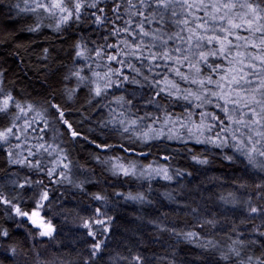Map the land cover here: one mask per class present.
Instances as JSON below:
<instances>
[{"label": "trees", "instance_id": "1", "mask_svg": "<svg viewBox=\"0 0 264 264\" xmlns=\"http://www.w3.org/2000/svg\"><path fill=\"white\" fill-rule=\"evenodd\" d=\"M17 3L21 0H0V87L23 106L32 105L30 116L35 123L31 121L33 130L29 129V135L48 139L44 146L49 144L52 151H63L69 166L57 168L71 167L72 172L61 179L55 174L50 176L48 168L28 166L27 161L12 164L9 161L16 158L8 155L7 145L0 146V194L22 209L32 210L39 194L47 191L49 199L42 210L56 230L50 241L39 243L32 227L20 220L10 205L0 203V231L8 233L0 236V264H237L240 258L247 264L248 256L253 261L264 260V236L260 235L264 220L248 212L251 206L264 207V186H257L264 185V172L228 147L162 141L139 149L140 143L130 140L116 121L107 125L114 117L119 119L116 108H125L142 124L165 116L183 117L185 108L193 107L175 95L161 94L154 103H148L156 87H165L164 83L150 86L159 80L157 74L175 79L173 72L155 68L148 60L142 63L127 48L124 52L129 54L124 55L123 65L102 58L103 52L96 56L97 49L121 40L108 34L111 24L97 30L87 17L78 23L69 21L56 31L52 19L41 23L33 13L20 12ZM105 7L106 11L111 7L110 0H106ZM37 25L38 31H29ZM181 27L169 24L168 31L179 32ZM78 44L85 58L76 55ZM176 44L183 45L181 41ZM117 51L107 48L109 55ZM208 60L221 62L213 57ZM129 62L140 70V75L129 67ZM117 67L129 76V81L135 77L139 83L113 86L106 95L95 97L90 91L95 86L90 83L96 80L93 73L103 74ZM180 71L188 72L185 67ZM77 72L87 79L80 80L74 75ZM201 73L206 75V68ZM112 79L119 78L113 75ZM53 104L59 105L71 130L80 136L69 134ZM204 109L211 111L213 107L197 108ZM36 115L40 119L34 118ZM41 128L43 131H39ZM50 130L57 137L49 135ZM96 144L110 147L97 149ZM121 145L143 154L125 153ZM194 155L208 163H198ZM116 157L123 164L134 161L142 166L159 161L166 164L172 179L115 175L111 163ZM94 217L104 218L108 231H97L102 226L91 224ZM85 221L93 235L83 227ZM187 233L195 235L189 237ZM97 241H101V247L93 256ZM232 249L239 250L240 257L233 255ZM137 256L139 262L134 259Z\"/></svg>", "mask_w": 264, "mask_h": 264}, {"label": "snow or ice", "instance_id": "2", "mask_svg": "<svg viewBox=\"0 0 264 264\" xmlns=\"http://www.w3.org/2000/svg\"><path fill=\"white\" fill-rule=\"evenodd\" d=\"M21 3L15 5L20 12L47 14L48 17L55 18L57 21L56 31L60 30L61 25H67L69 21L78 23L87 17H91V24L97 30L111 24L112 30L108 34L120 36V42L97 49L95 55L101 56L103 52L102 58L115 61L117 65L124 64V55L129 54L124 52L126 48L130 49L131 56L142 63L145 60L151 61L155 68H168L169 65H172L170 71L180 76L183 81H188V76L179 70L180 67L195 68L196 73H200L201 68L198 65L201 63L205 65L210 74L205 79L193 78L189 81L191 84L198 85L202 90L201 92L194 93L191 89L182 91L178 83L168 79L163 73H158L159 80L150 86L155 87L164 83L165 87H156L153 99L149 100L148 103H154L155 97L161 94L175 95L177 99H184L190 104L193 103V100L199 101L195 104L198 108L205 104H213V99L222 101L215 106L224 114V119L207 112H202L200 115L209 121H216L219 125H223V131H228V125L225 121L239 126L228 136H222L220 132H216L214 138L213 136H206L204 140H201L200 137L204 136L205 132H211L216 126L211 122L206 124L205 119H201L193 127H187L182 122L181 126L187 128L188 137H194L195 143H212L222 148L229 146L227 143L229 140L236 141L231 144V147L244 156L249 165L264 172V0H110L111 7L107 11L106 0H21ZM177 8L180 11H177ZM108 12H111L112 16H109ZM173 17H179V19L173 20ZM153 24L156 25L155 28L151 27ZM169 24L182 25L183 27L180 28L179 32H169ZM38 30L39 25L29 29L32 32ZM125 37L132 39L129 41ZM176 41H181L184 47L178 46ZM213 45L214 47H210ZM80 48L81 46L78 44L76 55L85 58L84 51ZM107 48H116L119 51L109 55ZM193 49L197 51L193 52ZM190 55L197 56L196 64L189 61ZM208 57L219 59L221 62L219 64L209 63ZM224 61H227L231 67L226 66ZM129 67L137 75H140V70L131 62H129ZM151 71L152 67H149V72ZM214 73H219V79L213 80L212 74ZM74 75L80 80L87 79L80 76L79 72L74 73ZM113 75L119 79L113 80ZM93 76L96 77V80L90 81V83L95 86L90 91L95 97L106 95L107 90L113 86L121 87L126 82L139 83L135 77L129 81V76L123 74L119 67L109 68L103 74L94 72ZM144 79L147 80L148 77L145 76ZM206 83L213 87L206 88ZM189 97L193 99L190 100ZM120 100H123V97H120ZM120 100L117 102L119 103ZM229 105L231 108L228 107ZM51 106L56 109L57 118L70 130L69 134L72 137L80 136L81 133L71 130L72 125L64 119V111L59 105L53 104ZM13 109L18 110L19 113H24L26 116L28 111H32V105L22 106L10 93L5 94L3 90H0V114L6 118L13 117ZM233 113H239V115L234 116ZM123 115L121 112L118 120L114 117L113 121H109V123L116 121L123 125ZM19 119V114H16L6 125L0 127V146L7 145L11 148L13 147L11 143L13 140H21V133L28 134L27 130L31 128V121H27L18 128L15 121ZM134 125H136V121L132 120L131 125L123 127V131L128 132L129 127ZM241 128L245 131H241ZM40 131H43V128ZM149 131L153 132L152 136H149L148 132H144L142 137H138V139L147 142L165 136L167 139L173 138L172 135L166 134L162 128L150 129ZM237 132L240 133L239 137L235 135ZM176 138L182 141L184 139L183 136ZM95 146L97 149L103 150L110 147L107 144H96ZM15 147L19 148L21 145L16 144ZM40 147L43 148L44 145L41 144ZM121 149L125 153L131 151L137 154L134 148L129 149L121 145ZM44 151L47 152L48 149L44 148ZM8 155L11 156L12 153L9 152ZM28 155L32 156L35 153L29 150ZM225 158L232 159L231 156ZM64 159L67 157L65 156ZM193 159L200 164L208 163L206 159H199L195 155ZM25 161L29 166L39 168L38 160L33 162L27 157H24L23 160L12 159L9 162L22 164ZM116 161H120V157H116ZM111 166L116 169V174H135L134 166H132L131 172L122 162H113ZM64 167L67 165L65 164ZM156 172L158 175H162L164 179H172L167 168H157ZM53 174L57 175V178L63 175V173H55L54 169H50L49 175ZM23 186L19 185V187ZM257 186L262 187L264 185ZM48 199V192L42 191L33 209L25 210L12 203L11 200H6L0 194V203L10 205L17 216L26 218L39 230L37 235L51 238L55 228L51 220L45 222V218L41 216V210L45 207L44 201ZM96 199H101V197L97 196ZM96 211L99 213V209ZM248 212L264 220V207L251 206L248 208ZM91 224L101 225L102 227L97 229L101 233L108 231V224L104 218L94 217ZM83 227L89 228L88 235H93L88 221L84 222ZM7 235L6 231H0V236ZM186 235L193 237L195 234L187 233ZM260 235L264 236V232H260ZM100 247L101 241H97L93 246V256L99 252ZM11 251L15 254V249ZM232 253L236 257H240L239 250L232 249ZM134 259L137 262L141 260L139 256L134 257ZM237 264H245V259L240 258ZM247 264H264V260L256 259L253 261V257L248 256Z\"/></svg>", "mask_w": 264, "mask_h": 264}, {"label": "rangeland", "instance_id": "3", "mask_svg": "<svg viewBox=\"0 0 264 264\" xmlns=\"http://www.w3.org/2000/svg\"><path fill=\"white\" fill-rule=\"evenodd\" d=\"M33 15L36 18V20H38L41 23L46 22V19L47 20L48 19H50V20L52 19L55 23H57L55 18L48 17L47 14L38 15V14L33 13ZM180 47L183 48L184 45H181ZM210 47H214V45L210 46ZM195 51H197V50L193 49V52H195ZM250 51H251V49H250ZM208 58H210V57H208ZM197 59L198 58L195 55H190L189 56V61H191V63H193V64H196ZM224 64L226 66H228V67H231V65H229L227 61H225ZM178 66L176 65V67H178ZM198 66L201 68L200 73H196L195 68L185 67V69L188 72H183V73H185L188 76V81L181 80L180 76L175 75V73L173 71H171V72H173V74L175 75V79L171 78L170 80H174L176 83H178L180 85V88H181L182 91L185 90V89H191L194 93L201 92L202 90L198 87V85L191 84L189 81H191L193 78L205 79L209 75L210 71L202 63L199 64ZM171 67H173V66L169 65V67L165 68V69L170 71ZM205 68H206V75H203V73H201V72ZM159 69L160 70H165L164 68H159ZM179 70H181V67L179 68ZM212 78H213V80L219 79V73H214V76L212 74ZM181 82L186 83V85H184L185 87L183 86V84H181ZM205 87L206 88H210V87H213V86L212 85H208L206 83ZM0 90H2L1 87H0ZM184 94H186V93H184ZM189 99L192 100L193 98L189 97ZM193 102L194 103H191V106L193 108H190V107H188L187 109L185 108V113H184L183 117H176V118L172 117L171 118L170 116H165V117H163L162 120H159V121L155 120V121H153L150 124H146V123L142 124L143 122H141V123H137L136 122V125L129 127V131L125 132L126 133L125 135L129 136L128 138L130 140L138 141L140 143L139 149H141L143 146H146V145L150 144L151 142H162L163 141V142H167V143L173 144V145L186 144V143H195L194 137L193 138H189L188 137L187 128L181 126V122L183 123V125H186L187 127H193L195 124L199 123V121L201 119H205L204 117H202L200 115V113H202V112H207V113L219 116L220 119H224V114L220 111V109L218 107L215 106L217 103H222V101H216L215 99H213V104H205L204 105V106H212L213 109L211 111L209 109L208 110L204 109L203 111H198L197 110L198 107H196L195 104L197 102H199V101L196 102L195 100H193ZM228 107L231 108V105H229ZM201 108L202 107H200L198 109H201ZM123 110H124V112H123ZM12 112H13V117L16 114H19V116H20V119L15 121L18 128L21 127L23 124H25L27 121H32L33 123H35L33 120H31L30 114L32 113V111H28L26 116L24 115V113H19L18 110H16V109H13ZM118 112H120V113L123 112V114H124L123 115L124 124L121 125L118 122H116V124L118 125V128H122V130H123V127L131 125V121L132 120H135L134 118L130 117V114L128 112H125V108H120V110H118L116 108V114ZM233 115L234 116H238L239 113H233ZM13 117H7L6 118L2 114H0V127L6 125ZM34 118L40 119V117H38L37 115ZM245 119H247V117H245ZM209 122L215 124L216 126L212 129L211 132H205V135L200 137L201 140H204L206 136H213V138H214V134L216 132H220L222 136H228L230 133H232V131L234 129L239 127V126H237L235 124H232V123H230L228 121H225V123L228 125V131H223L222 130L223 129V125H219L218 122H216V121H209V120L205 119V123L206 124L209 123ZM107 125H110V123L108 122ZM161 128L164 130V132L166 134L172 135L173 138L172 139H167L166 136H165V137H161L159 139H151V140H148L147 142H143L142 139H138V137H142L144 132H148V135L152 136L153 132L149 131L150 129H161ZM29 129L27 130V133H28L27 135H25V133H21V140H19V141L13 140L11 142L13 147H11V148L8 147V148L10 149V152L12 153V155L16 159H19V160H23L24 157H27L28 160H30V161L34 160V162L38 160L40 168L54 169L56 171L55 173H63V175L60 176L61 179H65V177H68L69 172H72L71 167H70L69 170L58 169L57 168V167H64L65 164L67 165V167L69 166L67 163L64 162V153H63V151L57 150L55 148H53L54 151H52L50 149V147H49L50 146L49 144L44 146L43 148H41L40 145L41 144H43V145L46 144V142L49 141V140L45 139L43 137H39V138L35 137V136H38V135H29ZM31 130H33V129H30V132H31ZM169 130H171V131H169ZM39 131H40V129H39ZM241 131H245V130L241 128ZM49 135H53L54 137H57V135L54 134L53 131H51ZM235 135L237 137H239L240 133L237 132V133H235ZM121 136H123V135H121ZM177 136H183L184 137L183 141L180 140V139H177L176 138ZM124 141H126V140L124 139ZM235 142L236 141L229 140L227 142L229 146H227V147L229 149L231 148L233 152H236V153H238L240 155V153L237 152L236 149L231 147V144H233ZM217 143H219V141H217ZM16 144H20L21 147L16 148L15 147ZM196 144L215 146L212 143H196ZM44 148H47L48 151L45 152ZM218 148H221V147H218ZM222 148H225V147H222ZM29 150H31L33 153H35V155L29 156L28 155ZM136 153L137 154H134L135 156L138 155V152H136ZM52 154L54 155L53 159H52V156H51ZM240 156H242V155H240ZM242 157L245 158L244 156H242ZM257 159H260V158L257 157ZM115 162L119 163L118 161H115ZM122 162L124 163V161H122ZM28 166H29V164H28ZM124 166L126 168H129L130 172L132 170V166L135 167V174L134 175H126V176H131V177H134V178H137V179H144V180H148V179H164L162 175H158L157 174L156 169L157 168H167L168 169L166 164L164 165V164L160 163L159 161H156V163L152 162V164L150 166H144V165L142 166L139 163L134 162V161L133 162H129V163H125ZM111 171L115 175H123V174H116V169H114L112 166H111ZM168 174H169V171H168ZM44 214L45 213L43 212V210H41V216L45 218ZM17 217L20 220L26 221L28 223V225H30L32 227V230L36 232V234H34V235H35V238H36L37 242L42 243L45 240L46 241H50L52 239V237L48 238V237H41V236L37 235V232L39 230L36 227H34L26 218L20 217V216H17ZM47 220L48 219L45 218V222H47ZM55 232H56V230H55ZM55 232L53 233V235L55 234Z\"/></svg>", "mask_w": 264, "mask_h": 264}]
</instances>
